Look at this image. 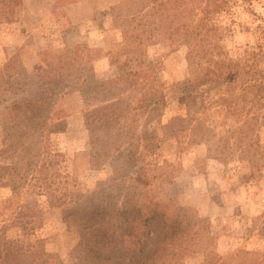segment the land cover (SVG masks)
Segmentation results:
<instances>
[{
	"label": "rangeland",
	"instance_id": "obj_1",
	"mask_svg": "<svg viewBox=\"0 0 264 264\" xmlns=\"http://www.w3.org/2000/svg\"><path fill=\"white\" fill-rule=\"evenodd\" d=\"M147 2L21 0L0 19V238L25 250L44 248L19 264L81 263L78 229L63 218L65 207L78 202L191 208L194 251L175 264H200L208 250H264L253 221L264 213V126L241 156L242 129L224 107L204 110L200 97L182 98L188 47L168 36L146 44L141 55L160 91L156 102L138 108V91L114 82L128 56L111 61L124 43V18ZM250 10L264 15V0H239L233 14L220 16L232 26L223 42L232 55L256 41ZM25 104L27 114L51 118L35 127L6 117ZM106 107L115 109L116 121L101 119L109 108L97 115ZM200 117L217 134L209 142L193 130ZM154 230L162 234L159 222ZM115 261L131 264L129 257L105 264Z\"/></svg>",
	"mask_w": 264,
	"mask_h": 264
},
{
	"label": "trees",
	"instance_id": "obj_2",
	"mask_svg": "<svg viewBox=\"0 0 264 264\" xmlns=\"http://www.w3.org/2000/svg\"><path fill=\"white\" fill-rule=\"evenodd\" d=\"M238 1L148 0L131 20L124 18V43L120 52L111 54V61H117L120 54H128L125 62L120 64V76L114 82L118 85L126 83L127 89L138 91L137 107H146L158 100L160 91L143 68L141 55L144 47L162 36L185 43L188 47L189 78L182 98L196 101L200 97L204 110L211 106L224 107L242 129L243 137L238 140L241 143L238 148L243 156L249 150L246 145H254L252 132L264 126V15L250 10L256 41L246 46L245 53L230 54L223 42L232 26L219 19L222 14H233V6ZM241 1H249L251 5L252 0ZM20 2L5 0L0 4V19H8L6 15L12 13L16 3ZM245 29H251V25L246 24ZM129 63L132 65L127 67ZM29 107L28 104L21 106L18 115L8 111L6 117H17V123H32L35 127L43 125L44 119L51 118V114H27L31 111ZM107 108L99 109L97 115L101 117L104 110L112 109ZM115 115L118 114L112 109L101 119L115 120ZM204 120L198 118L193 130L200 140L209 142L217 134H213V128ZM244 139L248 140L244 143ZM78 203L67 205L63 218L69 226L78 229L76 251L80 264H105L113 257H129L131 264H175L179 263L182 255L194 251L196 240L191 221L196 214L191 208L175 207L165 202L131 208H101L93 202L89 206ZM253 221L259 235L264 238V213ZM158 222L163 230L160 235L154 230ZM145 237L152 240L150 246L145 243ZM39 247L38 244L31 245L25 250L2 237L0 264H19L25 253L43 255L44 248L40 250ZM33 264L48 263L41 259ZM200 264H264V250L240 248L227 255L208 250Z\"/></svg>",
	"mask_w": 264,
	"mask_h": 264
}]
</instances>
